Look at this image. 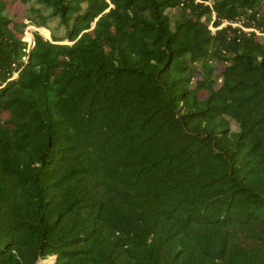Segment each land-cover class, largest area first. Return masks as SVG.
I'll use <instances>...</instances> for the list:
<instances>
[{"label": "trees", "instance_id": "1", "mask_svg": "<svg viewBox=\"0 0 264 264\" xmlns=\"http://www.w3.org/2000/svg\"><path fill=\"white\" fill-rule=\"evenodd\" d=\"M206 1L0 0V264H264V0Z\"/></svg>", "mask_w": 264, "mask_h": 264}, {"label": "rangeland", "instance_id": "2", "mask_svg": "<svg viewBox=\"0 0 264 264\" xmlns=\"http://www.w3.org/2000/svg\"><path fill=\"white\" fill-rule=\"evenodd\" d=\"M14 11H17L18 13H22V12H23V6H22V5H18V7H17ZM50 27H57V21L51 22V23H50ZM41 28H42V27H41ZM45 29H46V28H45ZM46 30L49 32V35L46 36V37L51 39V38H52V37H51V31L48 30V29H46ZM58 30H59V29H58ZM59 33H62V30L59 31ZM25 39H27V40L29 41V43H30V42L32 43L33 38H32V34L30 33L29 28L26 30V36H25ZM63 42L68 43V42H70V41H69V39L66 38ZM30 46H31V45H30ZM232 127H233V129H238V127H237V125H236L235 123L232 124ZM54 258H55V256H52L50 259H48V260L46 261V263L53 262V261H54Z\"/></svg>", "mask_w": 264, "mask_h": 264}, {"label": "built area", "instance_id": "3", "mask_svg": "<svg viewBox=\"0 0 264 264\" xmlns=\"http://www.w3.org/2000/svg\"><path fill=\"white\" fill-rule=\"evenodd\" d=\"M199 1H201V0H199ZM212 0H207L206 1V3H208V4H212ZM228 24H233L234 26H240V27H242V24L241 23H234V22H230V21H228V20H225V21H223V23H222V25L221 26H224V25H228ZM221 26H219V27H214L213 25H211V29L213 30V31H215L217 28H220ZM244 28V30H246V31H255L258 35H260V36H263L264 35V33H262L260 30H258V29H256L255 27H250V28H246V27H243ZM32 43L30 42V44L29 45H31Z\"/></svg>", "mask_w": 264, "mask_h": 264}, {"label": "water", "instance_id": "4", "mask_svg": "<svg viewBox=\"0 0 264 264\" xmlns=\"http://www.w3.org/2000/svg\"><path fill=\"white\" fill-rule=\"evenodd\" d=\"M40 28H41V27H39V30H40ZM33 44H34V41L32 40V44H31V46H33Z\"/></svg>", "mask_w": 264, "mask_h": 264}]
</instances>
